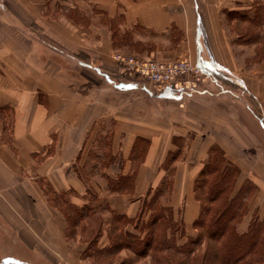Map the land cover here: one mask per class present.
<instances>
[{
	"label": "crops",
	"instance_id": "0c3cea01",
	"mask_svg": "<svg viewBox=\"0 0 264 264\" xmlns=\"http://www.w3.org/2000/svg\"><path fill=\"white\" fill-rule=\"evenodd\" d=\"M241 21L264 36V0H0L1 264H83L63 195L127 218L147 217L153 199L182 221L180 244L196 237L194 182L213 145L238 168L232 192L254 187L236 230L264 221V138L234 101L206 87L184 102L159 96L117 57H188L202 81L264 102V56L242 69Z\"/></svg>",
	"mask_w": 264,
	"mask_h": 264
},
{
	"label": "trees",
	"instance_id": "16d2710c",
	"mask_svg": "<svg viewBox=\"0 0 264 264\" xmlns=\"http://www.w3.org/2000/svg\"><path fill=\"white\" fill-rule=\"evenodd\" d=\"M237 175L238 168L226 161L223 150L217 145L211 146L208 159L194 182L195 196L200 202V213L194 221L198 230L196 237H186L178 244V237H184L182 221L173 220L168 209L154 204L151 199L147 203L151 211L145 221L148 231L135 255H149L148 264H264V221L252 216L244 232L236 230V221L245 214L244 193L250 190V186L244 187L243 183L232 192ZM56 201L61 203L59 206L66 221V237H74L77 228L81 232L87 228L97 231L95 236L84 241L82 257L109 264L122 248L132 245L123 224L135 218L112 213L107 222L110 244L99 248L95 237L101 218H92L88 206ZM202 243L203 249L197 250Z\"/></svg>",
	"mask_w": 264,
	"mask_h": 264
},
{
	"label": "rangeland",
	"instance_id": "374dc122",
	"mask_svg": "<svg viewBox=\"0 0 264 264\" xmlns=\"http://www.w3.org/2000/svg\"><path fill=\"white\" fill-rule=\"evenodd\" d=\"M252 27L253 26L251 23L241 21V25H240L241 34H242L240 38V41L242 44V56L241 57H242V61L244 60L242 63V69H245L246 70L245 72H248L249 69H251L252 66L258 61H260V59L264 56V36H262L261 38L255 37V33L253 32ZM260 29H264V27L261 26ZM256 42H259L260 44L256 48L255 55L254 54L251 55L248 53V50L251 47H253L252 43H256ZM245 44H247V46H245ZM190 79L191 81L196 82L197 88L203 89L206 87L210 91L216 92L217 95H219V97H217V99L219 98L218 100H220L221 98L225 99V96L226 98L232 99L235 103L234 107L236 111L238 112V115L240 117L239 119L241 120V122L244 125H246V127H248V129H250L254 134H257V135L261 134L260 136L264 138V133L260 131L261 129L264 130L263 124L260 123L258 119H257L258 120L257 125H255V123L253 122L257 114L259 116L261 113H264V102L255 101V99L252 96H250V90L248 88H243V87L238 88L237 86H235L232 82L228 81L227 79L226 80L224 78L222 79V77L221 78L215 77V79L218 80V83L214 81H210L208 78L205 81H202L201 80L202 76H199L198 78L191 76ZM147 86H149L148 83H146V87ZM141 91L144 92V94L146 95L148 93V91H143L142 89ZM184 98L180 102H184ZM246 186H250V190L245 192L244 193L245 195L243 197L244 206H245V212H244L245 214L236 221V225L247 213L249 195L254 188L252 183L249 180H246L244 182V187ZM56 199L62 203L63 201L68 202L66 198L64 197V195L60 197L57 196ZM91 216L92 218H95L97 216L101 218L102 220L100 227H99L100 230L98 231V233H96V237H95L97 239L96 246H98L99 248L108 246L110 244V239L107 236V228L109 226L107 222L109 221L111 215L110 216H108V214L106 215L104 206H102L101 208H98L97 211L94 212V214H92ZM147 217L140 216L138 218L130 220L126 224L125 223L123 224L125 225V229L129 232L130 237L128 240L133 243L132 245L129 246V248H122L116 255H114L111 258L110 260L111 262H109V264H117L119 260L123 261V264H148L149 259H150L149 255L142 256V257L141 256L138 257L135 255V251L140 249L142 245L141 240L145 238L146 233L148 231L146 228V224H145ZM95 232H97L95 229L90 231L88 230V228L87 230H84L83 232H81V230L77 228L74 237L75 239H79L81 242H84L86 240H89V238L95 236ZM178 234L179 233L177 232L176 236H178ZM181 239H182L181 237H178L177 239V242L179 244H180ZM202 249H203V245L201 244L200 248H198L197 250L200 251ZM82 258H84V260L82 261L83 264H104V262H99L100 260H96L95 258H92V257H82ZM10 261H11V264H23V263H20L19 261H13V259ZM10 261L8 260L6 262H10ZM1 263L3 262H0V264Z\"/></svg>",
	"mask_w": 264,
	"mask_h": 264
},
{
	"label": "built area",
	"instance_id": "2783aa9c",
	"mask_svg": "<svg viewBox=\"0 0 264 264\" xmlns=\"http://www.w3.org/2000/svg\"><path fill=\"white\" fill-rule=\"evenodd\" d=\"M117 57L125 64L127 71L137 77L134 86H141L162 97L182 99L198 92L196 82L191 81L190 77L198 78L207 71L203 66L194 64L188 57L175 59L135 55ZM146 83L149 86L146 87Z\"/></svg>",
	"mask_w": 264,
	"mask_h": 264
}]
</instances>
